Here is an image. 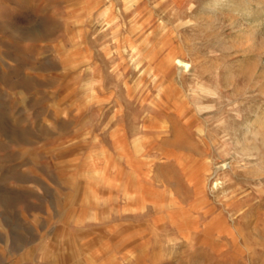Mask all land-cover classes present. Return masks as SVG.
<instances>
[{"label":"rangeland","instance_id":"rangeland-1","mask_svg":"<svg viewBox=\"0 0 264 264\" xmlns=\"http://www.w3.org/2000/svg\"><path fill=\"white\" fill-rule=\"evenodd\" d=\"M209 1L0 0V264H264V0Z\"/></svg>","mask_w":264,"mask_h":264},{"label":"bare ground","instance_id":"bare-ground-1","mask_svg":"<svg viewBox=\"0 0 264 264\" xmlns=\"http://www.w3.org/2000/svg\"><path fill=\"white\" fill-rule=\"evenodd\" d=\"M221 2V0H211V1H209L208 2V4L206 5V9H209V8H212V9H215L216 7H217V2ZM224 1V0H223ZM124 2V1H123ZM205 8V7H204ZM205 9V10H206ZM131 17V16H130ZM257 26V25H256ZM252 27H249V29H248V31H249V34H251V36L253 35L252 33H253V30H250ZM140 32V31H139ZM126 49V48H125ZM174 62L176 63V66H177V69L178 70H181V71H189L188 70V68H190L189 66H190V64L189 63H185V62H183L181 59H176L175 58V60H174ZM127 73V72H126ZM152 75V74H151ZM163 87V86H162ZM184 92V91H183ZM160 95V94H159ZM155 98V97H154ZM156 101V100H155ZM190 101V100H189ZM162 103H164V102H162ZM160 104V103H159ZM167 105V104H166ZM161 106V105H160ZM187 106V105H186ZM163 107V106H162ZM193 107H194V105H193ZM161 108V107H160ZM155 109V108H154ZM151 110V112L152 111H155V110ZM162 109V108H161ZM165 109H166V106H165ZM173 109V108H172ZM184 110V109H183ZM164 111H166V110H164ZM168 111V110H167ZM166 111V112H167ZM206 111V110H205ZM170 112V111H169ZM173 113L175 112V110L174 111H172ZM155 113H153L152 115H154ZM156 114H158L157 112H156ZM198 114V113H197ZM159 115V114H158ZM194 115V114H193ZM256 115V114H255ZM160 116V115H159ZM259 116V115H258ZM185 117V116H184ZM256 118V117H255ZM165 119V118H164ZM152 121V120H151ZM187 121V120H186ZM263 122V121H262ZM261 121H258V123H257V125H259V127L261 126V123H262ZM255 123H256V121L254 120L253 122H251L250 124H248V125H250V127L251 128H253V126L255 125ZM167 124V123H166ZM143 125V124H142ZM146 128H148L147 126H145ZM257 127V126H256ZM255 127V128H256ZM144 128V127H143ZM145 129V128H144ZM151 129H158V128H151ZM161 129V128H160ZM163 129V128H162ZM259 129V128H258ZM147 130V129H146ZM253 130V129H252ZM155 131V130H154ZM145 132V131H144ZM157 132V131H156ZM247 133V132H246ZM259 134V133H258ZM162 136V135H161ZM149 146V145H148ZM167 148V147H166ZM154 149V148H153ZM173 149V148H172ZM160 154V153H159ZM263 157V156H262ZM207 163V162H206ZM174 167V166H173ZM159 168V167H158ZM156 172V171H155ZM159 173V172H158ZM160 177V176H159ZM218 183H217V181H215L214 182V185L216 186ZM179 191H181L180 189H179ZM180 193H182V192H180ZM179 196V195H178ZM181 197V196H180ZM245 212V211H244Z\"/></svg>","mask_w":264,"mask_h":264}]
</instances>
